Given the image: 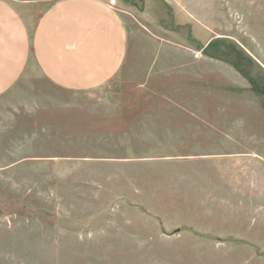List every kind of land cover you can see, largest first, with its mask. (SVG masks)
I'll return each mask as SVG.
<instances>
[{
    "label": "rangeland",
    "instance_id": "374dc122",
    "mask_svg": "<svg viewBox=\"0 0 264 264\" xmlns=\"http://www.w3.org/2000/svg\"><path fill=\"white\" fill-rule=\"evenodd\" d=\"M120 1L127 19L177 35L148 48L193 47L190 25L168 5ZM233 42L224 53L240 64ZM151 59L84 93L37 76L0 100V264H264V200L193 177V154L205 171L202 156L220 144L193 153V71L183 81L143 71ZM244 69L246 86L213 74L207 88L230 104L214 105L210 125L263 144L264 73Z\"/></svg>",
    "mask_w": 264,
    "mask_h": 264
},
{
    "label": "crops",
    "instance_id": "0c3cea01",
    "mask_svg": "<svg viewBox=\"0 0 264 264\" xmlns=\"http://www.w3.org/2000/svg\"><path fill=\"white\" fill-rule=\"evenodd\" d=\"M115 2L0 0V100L37 76L58 90L91 91L112 82L125 68L132 72L135 66L145 65L144 57L154 59L143 71L173 72L165 74L179 81L190 68L193 89L201 90L200 94L193 90L188 101L193 104V153L208 149L215 137L220 139L217 153L202 156L207 159L205 171L197 167L193 154L194 179L198 183L203 178L205 184L217 180L222 189L264 200V143L247 132H241V137L237 132L239 138L223 130L215 133L211 127L214 105H220V111L228 109L230 98H216L213 89L207 88L212 86L213 74L223 83L233 76L246 86L244 68L264 73V0H145L146 8L157 11L168 5L175 23H182L180 18L190 25L192 34L193 47L161 41L150 48L151 41L176 38V33L146 18H136V24L116 9L121 1ZM233 41L240 51V64L224 53L234 46ZM172 100L183 103L186 99ZM208 158L213 165L209 166Z\"/></svg>",
    "mask_w": 264,
    "mask_h": 264
}]
</instances>
